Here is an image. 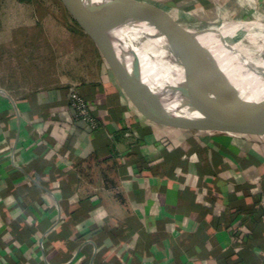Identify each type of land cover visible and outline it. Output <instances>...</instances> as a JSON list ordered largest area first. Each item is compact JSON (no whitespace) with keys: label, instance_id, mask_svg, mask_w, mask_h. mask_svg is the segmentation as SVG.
I'll return each mask as SVG.
<instances>
[{"label":"crops","instance_id":"1","mask_svg":"<svg viewBox=\"0 0 264 264\" xmlns=\"http://www.w3.org/2000/svg\"><path fill=\"white\" fill-rule=\"evenodd\" d=\"M143 1L204 30L264 0ZM60 4L0 0V264H264V133L152 120Z\"/></svg>","mask_w":264,"mask_h":264},{"label":"water","instance_id":"2","mask_svg":"<svg viewBox=\"0 0 264 264\" xmlns=\"http://www.w3.org/2000/svg\"><path fill=\"white\" fill-rule=\"evenodd\" d=\"M60 2L94 41L124 92L152 120L192 130L264 133V60L231 64L209 30L164 20L138 0ZM134 28L179 49L181 81L164 76L160 64L128 37Z\"/></svg>","mask_w":264,"mask_h":264},{"label":"bare ground","instance_id":"3","mask_svg":"<svg viewBox=\"0 0 264 264\" xmlns=\"http://www.w3.org/2000/svg\"><path fill=\"white\" fill-rule=\"evenodd\" d=\"M211 27L204 30L210 31ZM239 30H245L243 38L234 35L240 32ZM127 35L143 52L157 62V64H160L164 76L170 79L182 80V64L176 57V50L179 49L150 40L140 30L135 28L129 29ZM210 35L220 45L228 62L231 64L257 63L264 60V28L260 25L259 27L253 25L252 28H249L236 23L231 27H219L211 32ZM165 51L169 53L170 59L165 58ZM246 94L244 92L243 96L248 98V96H245Z\"/></svg>","mask_w":264,"mask_h":264},{"label":"rangeland","instance_id":"4","mask_svg":"<svg viewBox=\"0 0 264 264\" xmlns=\"http://www.w3.org/2000/svg\"><path fill=\"white\" fill-rule=\"evenodd\" d=\"M38 4H40V9L42 10L43 8H47L48 10H57V14H56V17H57V20L60 22H64V18L62 16V14L60 13V8H62L61 4H60V1L59 0H35ZM143 3H145L143 0H139ZM256 3V2H255ZM146 4V3H145ZM258 5V3H256ZM259 8H256V10L254 12H256L257 16H250V20L248 23L245 24V22H242V23H238L240 25H243L245 27H249V28H252L253 25H256L257 27L262 26L264 28V1H260V4H259ZM53 6V7H51ZM55 6V7H54ZM59 8V9H54V8ZM162 12V11H161ZM163 13V12H162ZM163 19L164 20H167V21H174V22H181V23H184V24H188V25H194L195 24V20H194V17H192L191 15H185L183 14L182 16H171L169 14H166V13H163ZM234 24H236V22H233V23H228V24H224V23H216V24H213L212 27L210 28V33L213 32L214 30L218 29L219 27H231L233 26ZM218 25V26H217ZM240 32L234 34L236 37H244L243 36V33L245 30H239ZM243 31V32H242ZM39 35V34H37ZM47 52L46 54H49L48 51H45ZM37 54V53H36ZM50 54L48 55L47 59L45 61H47L48 59H50ZM165 58L166 59H170V55L167 51H165V54H164ZM36 55L33 56V60H34V63L37 61L36 60ZM38 59V58H37ZM49 67V65H48Z\"/></svg>","mask_w":264,"mask_h":264},{"label":"built area","instance_id":"5","mask_svg":"<svg viewBox=\"0 0 264 264\" xmlns=\"http://www.w3.org/2000/svg\"><path fill=\"white\" fill-rule=\"evenodd\" d=\"M69 104L74 111L75 118L83 121L90 129L102 126L100 120L92 113V102L81 96L76 89L72 90L69 95Z\"/></svg>","mask_w":264,"mask_h":264},{"label":"trees","instance_id":"6","mask_svg":"<svg viewBox=\"0 0 264 264\" xmlns=\"http://www.w3.org/2000/svg\"><path fill=\"white\" fill-rule=\"evenodd\" d=\"M22 1H29V0H22ZM263 223V222H262ZM261 225H263V224H261Z\"/></svg>","mask_w":264,"mask_h":264}]
</instances>
